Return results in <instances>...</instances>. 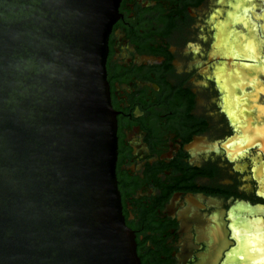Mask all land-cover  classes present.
I'll return each instance as SVG.
<instances>
[{
  "label": "flooded vegetation",
  "instance_id": "flooded-vegetation-1",
  "mask_svg": "<svg viewBox=\"0 0 264 264\" xmlns=\"http://www.w3.org/2000/svg\"><path fill=\"white\" fill-rule=\"evenodd\" d=\"M251 3L119 0L105 76L121 216L139 264H264L263 132L235 102L240 84L254 88L238 16L254 14L264 34V0ZM249 152L261 186L239 157Z\"/></svg>",
  "mask_w": 264,
  "mask_h": 264
},
{
  "label": "water",
  "instance_id": "water-1",
  "mask_svg": "<svg viewBox=\"0 0 264 264\" xmlns=\"http://www.w3.org/2000/svg\"><path fill=\"white\" fill-rule=\"evenodd\" d=\"M119 0H0V264H139L105 54Z\"/></svg>",
  "mask_w": 264,
  "mask_h": 264
},
{
  "label": "rangeland",
  "instance_id": "rangeland-1",
  "mask_svg": "<svg viewBox=\"0 0 264 264\" xmlns=\"http://www.w3.org/2000/svg\"><path fill=\"white\" fill-rule=\"evenodd\" d=\"M257 0H250L252 2L251 4H255ZM237 21V25L239 28L238 34L240 31L242 33L246 32L243 31L244 26H248L249 33L247 32L244 33V39L248 41L249 48L248 52H251V55H248L249 59L253 60L250 63L253 65L252 67L254 68V78H252L249 83L253 84L252 91L251 93L246 90L245 92L241 89V87H244V84L239 85V90L241 92L236 91V97H235V102L237 108H244L245 113L248 114L249 117H251V121L254 123V133L258 135L260 132H263V135L259 136V138H264V84H258L257 80L258 76H260L261 72L264 71V34L259 30V27L257 25V20L254 18V14H248L246 16L239 15ZM216 24H219V19L215 21ZM248 23H251L252 25H249ZM251 26V27H250ZM252 36V37H251ZM242 40L241 38H239ZM238 92V93H237ZM250 93V95L248 93ZM247 94V95H246ZM247 107V108H246ZM262 127V130H261ZM253 136L252 138H248V143L250 144H256V140L254 138L256 137ZM258 139V138H257ZM254 140V141H252ZM255 142V143H254ZM256 153V152H255ZM254 152H249L243 154V156H239L240 159L242 158V161L245 162L249 168V170H254V179L257 180H263L261 178L262 172L259 170V167L256 169L257 166V160ZM251 177V176H250ZM258 186H261L260 181ZM264 181V180H263ZM262 187L263 190L262 192L264 193V182H262Z\"/></svg>",
  "mask_w": 264,
  "mask_h": 264
},
{
  "label": "bare ground",
  "instance_id": "bare-ground-1",
  "mask_svg": "<svg viewBox=\"0 0 264 264\" xmlns=\"http://www.w3.org/2000/svg\"><path fill=\"white\" fill-rule=\"evenodd\" d=\"M264 27V26H263ZM242 33V32H241ZM240 35V34H239ZM240 38V37H239ZM255 143V142H254ZM257 221V220H256ZM255 223L256 222H254V225H255ZM259 223V222H258ZM252 226V230H254V232H255V234H256V236L258 237V243L259 244H261L262 242L261 241H263L262 239V237H263V235H261V227H259V226ZM249 228V227H248ZM236 230V229H235ZM238 230V229H237ZM236 230V231H237ZM239 231V230H238ZM247 231V230H246ZM249 231H250V228H249ZM247 233V232H246ZM263 233V232H262ZM243 239H245V235L242 237V240Z\"/></svg>",
  "mask_w": 264,
  "mask_h": 264
}]
</instances>
